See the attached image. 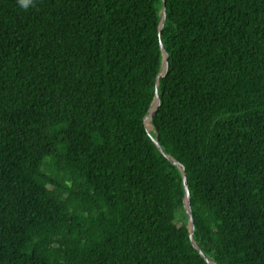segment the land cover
<instances>
[{
  "label": "trees",
  "instance_id": "16d2710c",
  "mask_svg": "<svg viewBox=\"0 0 264 264\" xmlns=\"http://www.w3.org/2000/svg\"><path fill=\"white\" fill-rule=\"evenodd\" d=\"M0 0V264H264V0ZM160 77L149 132L144 117Z\"/></svg>",
  "mask_w": 264,
  "mask_h": 264
},
{
  "label": "water",
  "instance_id": "95a60500",
  "mask_svg": "<svg viewBox=\"0 0 264 264\" xmlns=\"http://www.w3.org/2000/svg\"><path fill=\"white\" fill-rule=\"evenodd\" d=\"M166 0H163V6H162V9H161V19H160V22H159V34L161 35V29L164 25V22H165V19H166V3H165ZM160 44H161V49H162V53H163V57H162V69L161 71L159 72L157 78H156V86H155V95H154V99L152 100V104L149 108V111L148 113L145 115L144 117V121H145V125H146V128L149 132H151L152 129L155 130V127H150L149 126V119L152 120L154 114H155V111L160 103V96H159V92H158V85H159V80H160V77L166 72L167 68H168V64H169V61H168V52L167 50L165 49L164 47V44H163V41L160 37ZM153 140L155 142V144L157 145V147L159 148V150L165 154L172 162L176 163L181 171H182V175H183V183H184V187H185V194H184V206H185V209H186V212L188 214V222H187V225H188V228H189V236H190V239L193 243V245L199 250V252L201 253V255L211 264H217L213 259H211L210 257H208L204 251L201 249V247L197 244L194 236H193V232H194V220H193V214H192V208H191V203H190V189H189V186H188V182H187V175H186V171H185V167L184 165L179 161L177 160L176 158L172 157L169 153L165 152V150L163 149L160 141H159V137H158V133L153 136Z\"/></svg>",
  "mask_w": 264,
  "mask_h": 264
},
{
  "label": "bare ground",
  "instance_id": "6f19581e",
  "mask_svg": "<svg viewBox=\"0 0 264 264\" xmlns=\"http://www.w3.org/2000/svg\"><path fill=\"white\" fill-rule=\"evenodd\" d=\"M148 123H149V126H150V127H153V126H154V124H153V122L151 121V119H149Z\"/></svg>",
  "mask_w": 264,
  "mask_h": 264
}]
</instances>
